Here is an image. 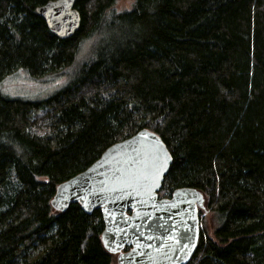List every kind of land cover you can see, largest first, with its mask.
<instances>
[{
	"label": "trees",
	"instance_id": "1",
	"mask_svg": "<svg viewBox=\"0 0 264 264\" xmlns=\"http://www.w3.org/2000/svg\"><path fill=\"white\" fill-rule=\"evenodd\" d=\"M47 1L0 0V264H114L100 211L50 200L142 128L172 156L159 195L194 187L217 221L185 264H264V0H76L64 39L36 12ZM19 70L67 82L9 96Z\"/></svg>",
	"mask_w": 264,
	"mask_h": 264
},
{
	"label": "water",
	"instance_id": "2",
	"mask_svg": "<svg viewBox=\"0 0 264 264\" xmlns=\"http://www.w3.org/2000/svg\"><path fill=\"white\" fill-rule=\"evenodd\" d=\"M75 2L48 0L36 12L52 34L64 39L80 25ZM171 163L162 138L142 128L58 183L51 207L63 212L77 203L86 213L99 210L100 241L116 264H185L198 243L204 196L194 187L181 186L160 197Z\"/></svg>",
	"mask_w": 264,
	"mask_h": 264
},
{
	"label": "rangeland",
	"instance_id": "3",
	"mask_svg": "<svg viewBox=\"0 0 264 264\" xmlns=\"http://www.w3.org/2000/svg\"><path fill=\"white\" fill-rule=\"evenodd\" d=\"M133 0H118L115 4L117 10L127 9L130 7ZM90 41L85 40L82 44L77 60L81 61L88 53ZM67 82V76L63 74L58 76H47L43 78H33L25 73L23 70L14 71L7 76L2 83V91L13 97L22 98H44L49 94L59 90ZM161 196H167V194L160 193ZM199 224L200 229L205 224L207 226V233L213 237V231L217 224V221L213 217L212 213L206 208V201H204V207L199 212ZM113 263L116 264L115 256Z\"/></svg>",
	"mask_w": 264,
	"mask_h": 264
},
{
	"label": "snow or ice",
	"instance_id": "4",
	"mask_svg": "<svg viewBox=\"0 0 264 264\" xmlns=\"http://www.w3.org/2000/svg\"><path fill=\"white\" fill-rule=\"evenodd\" d=\"M167 158H165V160H166Z\"/></svg>",
	"mask_w": 264,
	"mask_h": 264
}]
</instances>
